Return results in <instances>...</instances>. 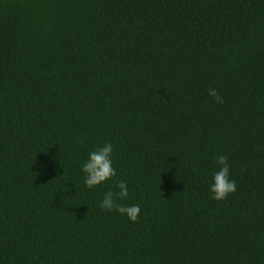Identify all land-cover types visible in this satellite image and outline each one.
Segmentation results:
<instances>
[{
	"label": "trees",
	"instance_id": "16d2710c",
	"mask_svg": "<svg viewBox=\"0 0 264 264\" xmlns=\"http://www.w3.org/2000/svg\"><path fill=\"white\" fill-rule=\"evenodd\" d=\"M0 264H264V0H0Z\"/></svg>",
	"mask_w": 264,
	"mask_h": 264
},
{
	"label": "clouds",
	"instance_id": "9594fccd",
	"mask_svg": "<svg viewBox=\"0 0 264 264\" xmlns=\"http://www.w3.org/2000/svg\"><path fill=\"white\" fill-rule=\"evenodd\" d=\"M209 96L213 97L218 104H222L223 97L216 89H209ZM113 145L105 143L102 147L89 153L87 161L82 166V172L85 174V184L89 189L107 183L112 180L117 171L113 167L112 162ZM218 171L213 175V183L211 186L212 198L217 201H225L230 195L236 192V182L230 178V165L228 157L220 155L215 157ZM116 187L117 192L107 191L100 204L102 210L117 211L121 215L127 216L132 222H138L142 209L138 204L123 205L118 203L128 197V185L124 181H120Z\"/></svg>",
	"mask_w": 264,
	"mask_h": 264
}]
</instances>
